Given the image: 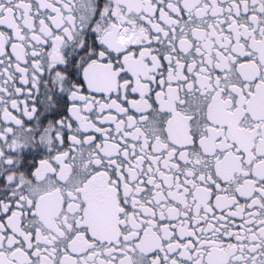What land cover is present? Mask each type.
Masks as SVG:
<instances>
[{"label":"snow or ice","instance_id":"6c2138e0","mask_svg":"<svg viewBox=\"0 0 264 264\" xmlns=\"http://www.w3.org/2000/svg\"><path fill=\"white\" fill-rule=\"evenodd\" d=\"M0 264H264V0H0Z\"/></svg>","mask_w":264,"mask_h":264}]
</instances>
